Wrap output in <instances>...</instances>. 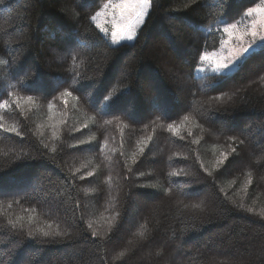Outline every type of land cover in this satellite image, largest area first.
Instances as JSON below:
<instances>
[{"label":"trees","instance_id":"16d2710c","mask_svg":"<svg viewBox=\"0 0 264 264\" xmlns=\"http://www.w3.org/2000/svg\"><path fill=\"white\" fill-rule=\"evenodd\" d=\"M109 1L0 0V102L34 97L0 130V264H264V46L196 75L260 0H149L119 45Z\"/></svg>","mask_w":264,"mask_h":264},{"label":"snow or ice","instance_id":"6c2138e0","mask_svg":"<svg viewBox=\"0 0 264 264\" xmlns=\"http://www.w3.org/2000/svg\"><path fill=\"white\" fill-rule=\"evenodd\" d=\"M150 7L149 0H119L118 3H106L103 5L100 11H97L91 16V20L95 22V27L99 29L100 33H103L105 37L109 35V28L105 27V24L101 21V17L109 14V9H115L116 14L113 15L111 20V30H110V40L111 44L119 45L121 41H132L136 38L138 29L145 22V17L148 13ZM244 16L249 18L248 24L241 27L238 23H225L222 32L225 34L226 38L220 41V51L219 52H208L204 51L199 55V60L201 62L210 63L214 72L228 74L231 72V67L241 61V58H245V54L249 53L250 49L256 45L257 41L264 42V0H260L259 3H255L254 6L248 7L244 12ZM7 95L11 99H3L0 102V130L6 133H16L19 135V129L15 124L5 123V112L11 111L13 105L20 112H23L25 105L34 104V97L31 95L20 96L16 92H9ZM72 96V93L65 90L61 93V99L67 103L66 98ZM76 99V97H73ZM107 99V98H106ZM49 110L53 107L52 104L48 105ZM188 116L184 117L187 121ZM105 123H111V121H105ZM39 127V126H38ZM168 130L170 132L176 131L172 124L168 125ZM43 135V133H40ZM55 135V133H54ZM84 143V141H80ZM45 148L48 146L45 144ZM55 151V148L52 149ZM143 152V148L140 149ZM222 163V161H218ZM91 175V173H89ZM11 204L8 205L11 208ZM242 206V205H241ZM187 207V206H186ZM195 208H199L200 205H193ZM253 209L249 208L248 211ZM31 211H35L34 209ZM264 216V210L260 213ZM116 219L115 216L108 221L111 227L112 221ZM25 218L24 216H17L14 220L9 219L8 224L15 229L18 225L20 228L24 227ZM33 222V217H27V223L30 225ZM51 228V225L48 226ZM92 223L88 224V228H92ZM39 233L43 237H56V236H67L68 233L61 231H45L44 229H38ZM35 231L30 230L28 232L29 236H34ZM102 235L97 231L92 232V236ZM143 235V233H141ZM121 256L124 255L123 252L120 253Z\"/></svg>","mask_w":264,"mask_h":264},{"label":"rangeland","instance_id":"374dc122","mask_svg":"<svg viewBox=\"0 0 264 264\" xmlns=\"http://www.w3.org/2000/svg\"><path fill=\"white\" fill-rule=\"evenodd\" d=\"M118 2H119V0H110L109 2H106V3H118ZM114 14H116V10L115 9H109V14L106 15V16L101 17V21L105 24V27H108L109 28V35L107 37L104 36L109 42H111V40H110L111 20H112V17H113ZM248 22H249V18H246L244 16V13H243L238 19L234 20L233 22H226V23H238L241 27H243L244 25L248 24ZM94 24H95V22H94ZM224 24L225 23H222V25H221V28H220L221 32H222V28H223ZM225 38H226V36L222 32V39H225ZM132 41H121V43L122 42H132ZM263 46H264V42L257 41L256 45H254L253 48L250 49L249 53L245 54V57L248 54H250L252 51L257 50V49H260ZM184 49H185V52L186 51L187 52L188 51L190 52V50H191V49H189V47L184 48ZM219 51H220V47L218 49H215V50H212V51H208V52H219ZM68 53H69V50L68 51H65L64 53H60L58 55H59L60 58H62L63 56H65ZM244 59L245 58H241V61L240 62L235 63L231 67V72L228 73V74L233 73L239 67V65L243 62ZM205 73L215 74L217 72H214L213 71L212 66L210 65V63L201 62L200 66L196 69V75H201V74H205ZM218 74H225V73L222 72V73H218ZM10 188H12V187H10Z\"/></svg>","mask_w":264,"mask_h":264}]
</instances>
